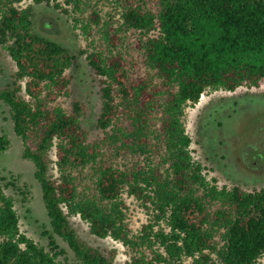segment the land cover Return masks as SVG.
Instances as JSON below:
<instances>
[{"label":"trees","instance_id":"obj_1","mask_svg":"<svg viewBox=\"0 0 264 264\" xmlns=\"http://www.w3.org/2000/svg\"><path fill=\"white\" fill-rule=\"evenodd\" d=\"M24 1L0 0V47L16 68L12 81L0 87V104L22 144L21 158L34 167L50 231L42 233L47 247L21 233L15 199L4 190L12 188L23 204L30 191L18 186L19 176H10L0 183V264H69L56 237L79 264H115L113 251L92 247L78 235L70 215H79L96 238L125 242L123 213L100 206L116 203L124 192L152 210L155 222L142 226L147 243L155 244L124 264H183L180 254L192 264H256L264 255V188L249 192L206 182L203 169L191 161L181 118L202 95L264 87V0H114L104 16L102 0H86V12L80 9L85 0H31L22 7ZM33 5L52 7L76 25L87 21L88 29L103 35V49L86 56L103 78L96 124L102 140L88 142L85 104L74 101L68 113L54 107L71 96L66 73L75 56L34 32ZM122 31L138 34L148 76L131 78L119 51ZM159 113L152 136L149 125ZM122 115L130 130L115 127ZM105 142L141 155L145 166L119 169L103 156ZM10 145L0 130V153ZM54 163L62 171L58 178L50 173ZM90 166L97 197L81 198L78 182L63 173ZM160 220L167 221L168 233L154 231ZM217 232L224 233L223 246ZM157 242L165 254L154 249Z\"/></svg>","mask_w":264,"mask_h":264},{"label":"rangeland","instance_id":"obj_2","mask_svg":"<svg viewBox=\"0 0 264 264\" xmlns=\"http://www.w3.org/2000/svg\"><path fill=\"white\" fill-rule=\"evenodd\" d=\"M63 1H59V4H62ZM87 1H82L80 5V9L85 12L89 6ZM93 2L96 1L92 0L91 3ZM113 2L114 0L98 1V6L104 10L103 16ZM29 4L32 5L31 0H26L22 3V7ZM33 8L34 32L58 43L75 56L73 66L66 73L71 79L69 87L71 96L67 99H58L54 107L68 113L74 101L85 104L88 113L86 120L83 121V126L89 133L88 142L102 140L104 132L96 130V124L102 103L100 80L103 78L95 75L88 65L86 56L103 49V35L97 28L88 29L89 23L87 21H84L82 25H76L52 7L33 5ZM105 19L107 20L106 16ZM82 26L85 31L82 30ZM120 37L122 41L119 51L127 61L131 78L148 76L150 73L144 65L143 54L137 47L138 34L132 31H122ZM79 51H85L86 54L79 56ZM15 70L14 63L0 47L1 88L12 81L11 76ZM160 117V113L156 114L154 125H149V133L152 136H155L159 130L157 120ZM119 119L115 125L116 128L131 129L124 115L120 116ZM181 119L185 133L191 139L189 147L191 161L203 169L202 176L206 182L211 184L212 179H215L218 187L238 186L249 192L264 188V87L258 89L239 88L232 93L216 91L202 95L198 103L189 105L184 109ZM0 130L11 143L7 151L0 153V183L4 185L9 181L10 176H19L18 186L24 184L28 186L30 195L28 196V203L24 204L21 202L19 194L12 188H6L4 191L15 199L14 208L19 216L21 233L38 245L47 247L48 239L42 233L50 231V227L42 203L41 190L34 179V167L30 162L21 158L22 144L13 132L8 110L1 104ZM106 133H111V130L106 131ZM119 147V145L113 146L105 142V147L102 149L105 159L121 170H132L145 166L144 157L134 155L132 152L122 150ZM51 159L56 162L54 152L51 154ZM50 173L58 178L62 171L54 163L50 168ZM63 174L70 175L78 182L81 198L92 199L97 197L95 192L97 176L93 167L90 166L83 171L67 170ZM120 204L125 205L124 209ZM100 206L106 207L108 210L116 208V211L123 213V224L126 230L124 232L126 235L125 242L115 236H109L106 239L92 236L89 225L82 221L77 214L70 215V223L78 235L90 246L103 251H113L115 264L129 262L132 256L144 254L155 244L153 242L152 245H149L142 234V226L155 222L152 210L146 211L140 201L124 192L116 203L101 204ZM159 230L163 233L169 232L166 220H160L156 224L154 231L159 232ZM55 239L57 245L65 251V257L69 264H79L67 245L61 239L57 237ZM216 240L219 246H223L224 233L217 232ZM159 245L160 243L157 242L154 249L164 253ZM180 258L183 264H192L191 258H187L183 254H180ZM256 264H264V255L259 258Z\"/></svg>","mask_w":264,"mask_h":264}]
</instances>
